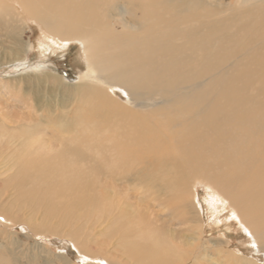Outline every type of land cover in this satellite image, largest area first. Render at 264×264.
<instances>
[{
  "label": "bare ground",
  "instance_id": "6f19581e",
  "mask_svg": "<svg viewBox=\"0 0 264 264\" xmlns=\"http://www.w3.org/2000/svg\"><path fill=\"white\" fill-rule=\"evenodd\" d=\"M74 42L0 80V264H264V0H0V67Z\"/></svg>",
  "mask_w": 264,
  "mask_h": 264
},
{
  "label": "rangeland",
  "instance_id": "374dc122",
  "mask_svg": "<svg viewBox=\"0 0 264 264\" xmlns=\"http://www.w3.org/2000/svg\"><path fill=\"white\" fill-rule=\"evenodd\" d=\"M41 29H42V26L40 25V23L38 21L36 23L34 22L31 29L30 30L27 29L25 31L26 33L24 32V34H23L24 40H32V43L34 44V46L37 47L38 46V39L42 35ZM7 45H8V48L11 46V44H7ZM59 50H61V49H59ZM59 50H57V52L52 53L48 56H41L38 53V50L35 48L34 51L27 53L28 54L27 55V61H26V63L23 64V66L21 68H15V67H11V66L0 67V80L2 78L8 79L10 77L19 76V75L25 74L26 72L36 73L34 70H31V69H34V68L36 69V68H39L40 66L44 65V66L52 69L55 74L66 79L68 82L73 83V84H77L78 83V77H80V74L82 73V71H83V73L85 72V69L83 67L82 62L80 63L81 57H82L81 46L78 43L74 42V43H71L69 46H67L65 48V50H61V51H59ZM23 90H24V86H23ZM7 103H9L8 106L11 107L9 109V112L13 107L14 108L11 110V112L14 109L16 112H18V113H16L13 111L12 113H14V115L22 113V114L29 116L31 114V113L29 114V112H25V110L23 111V109L21 108V106L19 104H16L12 100H10L8 97L5 98V96L2 95V93H0V104H4L2 106H5V105L7 106ZM13 104H14V106H13ZM74 106H75L74 109L77 108L78 112L85 111V109L88 108L86 105H84L83 103H79V102L76 103V105H74ZM79 110H81V111H79ZM11 112H10V114L12 116L13 114ZM198 189L201 192V188L199 187ZM228 226L231 227L230 228L231 230L230 229L229 230H230V234L232 236V239L234 240V246L232 248L234 250L244 252L248 257H250L249 251L252 250L254 246L251 245L250 243L248 244L244 241L242 242L240 239H237L235 236H236V233H239V232L237 231L236 227L230 226V225H228ZM208 230L206 232V233H208L207 236L212 235V237H219V236L223 235L225 233V231L229 233V230H227V229L222 230V229L217 228V227H208ZM232 230H233V232L231 233ZM11 231L17 232L19 234V237L22 239V237H23L22 234H24V233L21 230V228L15 229V230H14V228H12ZM43 236H38V238H35V239H37V241L39 240V245L44 246V247L47 246L49 249H51V251L53 252L52 256L54 257V259H56L55 256L59 255V254H65L66 255L68 253H74V256L72 258H69L72 260V262L70 261L71 264H81L82 263V261H83L81 258L82 255H80V253L77 251V248H75V246L71 240L58 238V236H56L57 237L56 238L55 235H51V234H45ZM2 238H3V235L0 232V243H2V241H3ZM5 241H8V240H5ZM34 252L38 253L42 256L45 251H42V253H41V252L34 250ZM45 257H46V255L43 256L42 258H45ZM42 258L40 257V261H42ZM38 264H41V263L39 262Z\"/></svg>",
  "mask_w": 264,
  "mask_h": 264
}]
</instances>
